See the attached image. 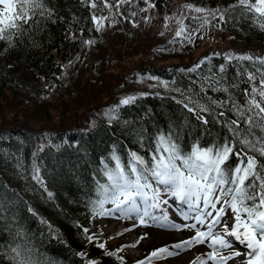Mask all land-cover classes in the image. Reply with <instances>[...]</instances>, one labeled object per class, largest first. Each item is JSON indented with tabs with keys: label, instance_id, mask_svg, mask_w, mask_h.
<instances>
[{
	"label": "trees",
	"instance_id": "1",
	"mask_svg": "<svg viewBox=\"0 0 264 264\" xmlns=\"http://www.w3.org/2000/svg\"><path fill=\"white\" fill-rule=\"evenodd\" d=\"M150 1L164 11L175 0ZM186 2L195 7L224 10L233 0ZM44 3L48 11L43 16L38 14L25 26V31L13 37L11 44L5 42L0 49L1 95L10 91L30 100L43 98L50 87L59 88L66 75L64 67L81 58L87 46L85 41L97 43L101 39L91 20L93 10L80 0ZM205 57L210 58V63L198 70L205 74L209 67L225 63L221 53ZM197 62L140 72L143 83L152 81L155 87L144 88L127 105L108 106L96 115L90 128L37 131L13 125L0 129V193L6 195L8 207L6 218L0 220V264H10L9 246L14 244L31 248L41 264H86V260L121 264L117 256L105 255L103 249L89 243L84 232L97 218L91 201L97 198L96 181L105 182L101 161L113 166L114 149L125 164L129 151L148 158L157 134L173 130L185 151L196 141L202 147L222 142L225 129L210 123L205 130L177 103L185 100L189 89L200 92L199 83H193L199 80L197 73L181 71ZM233 71L229 69V78ZM246 87L247 84L240 85L241 90ZM208 95L214 99L225 96L210 90ZM185 116L189 118L187 124ZM41 145L43 151L38 150ZM34 153L47 191L32 180ZM228 163L234 164L235 159ZM8 201L14 203L9 206ZM80 253H85V257Z\"/></svg>",
	"mask_w": 264,
	"mask_h": 264
},
{
	"label": "snow or ice",
	"instance_id": "2",
	"mask_svg": "<svg viewBox=\"0 0 264 264\" xmlns=\"http://www.w3.org/2000/svg\"><path fill=\"white\" fill-rule=\"evenodd\" d=\"M80 2L94 10L91 20L95 30L100 31L109 17L96 15L95 10L106 9L111 13L114 7L119 9L120 5L131 0H117L115 4L108 3V0ZM144 2L149 7L155 6L149 0ZM184 7L195 13H205L203 24L210 22L208 16L218 17L223 22L226 15L235 14L251 21L264 32V0H233L223 11H210L190 3ZM46 11L48 9L44 0H0V41L11 44L14 36L25 31L26 25L34 21L38 14L43 16ZM183 19L197 17H182L178 20L180 27L175 33L177 37L186 32ZM188 35L191 43V33ZM93 43V40L85 41L86 45ZM224 60L225 63L219 66L209 67L207 74L198 71L210 63L207 57L190 69H181L197 73L199 80L193 83H199L200 92L189 89L190 94L185 96V100L177 101L205 130L210 123L225 129L226 135L222 142L216 141L208 147H202L196 141L190 150L185 151L178 143L179 137L175 136V130L167 134L159 133L154 138L155 147L150 149L148 158L129 151L126 164L114 149L111 154L113 166L101 161L105 182L96 181L97 198L91 203L96 215L119 213L122 218L135 215L141 225L148 226V221H151L156 227L179 231L181 227L169 223L167 216L161 218L154 214L161 202L168 203L167 200L161 201L163 186L164 194L174 198L177 213L185 221H195L183 226L189 231L195 230V234L172 247L183 250L206 244L210 249L196 256L189 264H228L229 260L234 261L235 258H240L241 264H264V57L227 53ZM230 68L234 70L231 78ZM241 84H247L248 87L241 90ZM209 90L222 92L225 96L223 99H214L208 95ZM134 99L128 97L120 103L127 105ZM188 119L185 116V124ZM38 150L43 151V145ZM233 158L235 163L229 164ZM40 171L34 153L32 180L47 191ZM48 196L51 197L52 193L48 192ZM6 199V195L0 193V220L6 218ZM11 203L14 201L7 202L9 206ZM105 204H111L112 208L106 210ZM229 211L231 215H228ZM197 225L206 228V231L199 230ZM87 231L84 230L85 233ZM86 239L89 243L94 242L93 236H86ZM233 241L243 245L246 251L237 250ZM97 247L105 249V244L97 243ZM104 254L116 256L111 251H105ZM162 254L170 256L178 253L170 252L168 247L159 248L151 253L147 264ZM79 255L85 257L86 254ZM8 258L10 264H41L34 251L21 244L9 246ZM118 259L123 264V258ZM86 264L98 262L86 260ZM137 264H146V261L141 260Z\"/></svg>",
	"mask_w": 264,
	"mask_h": 264
},
{
	"label": "rangeland",
	"instance_id": "3",
	"mask_svg": "<svg viewBox=\"0 0 264 264\" xmlns=\"http://www.w3.org/2000/svg\"><path fill=\"white\" fill-rule=\"evenodd\" d=\"M116 2L117 0H108L110 4ZM149 3L153 4L150 0ZM185 4H187L186 0H175L166 10L159 11L155 6L149 7L144 0H131L130 3L120 5L119 9L114 7L111 13L106 9L95 10L96 15L109 17L104 22L103 29L99 31L100 41L87 45L81 58L64 67L66 72L64 79L59 88H49L48 96L30 100L19 92L7 91L3 95L0 94V129L11 128L13 125L37 131L90 128L96 115L102 113L108 106L121 104L120 101L128 97H137L144 88L155 87L154 82L143 83L140 79L139 73L144 70L171 67V65H192L209 53L264 57V32L251 21L232 14L226 15L223 22L218 17L208 16L210 22L203 24L205 13L189 11L185 9ZM182 17H197V19H183L186 32L177 37L175 33L180 27L177 21ZM189 33H191V43H189ZM4 44L5 41H0V49ZM164 200L168 203L161 202L160 206L164 204L170 209H176L174 198L164 194L161 186V201ZM104 207L110 210L112 205L105 204ZM173 209L170 212L173 221L171 224L179 225L181 227L179 231L171 229L166 232L164 229L167 228L156 227L151 221H148L149 226L141 225L135 215L129 217L134 218L132 221H125L122 224L118 222L112 227L109 226L108 220L117 219L116 217L119 216V213H112L97 215L87 228V234L94 237L93 244L104 243V251L115 252L118 258L122 257L123 264H137L141 260L146 261L147 264L151 253L161 245L168 247L170 252L178 254L170 256L162 254L159 258H153L151 264H189L195 259L190 257L191 253L197 251L202 255L210 249L206 244L183 250L172 247L195 234V230L189 231L183 227L195 221H185L179 214L173 219V215L176 216L175 212H177ZM228 215H231L230 211ZM128 222L134 224L135 231L120 234L126 229L125 225ZM118 228H120L119 232H117ZM197 228L206 231V228L200 225H197ZM142 229H148V240L142 238L146 235H137V231ZM153 231L174 236L154 239L153 236L149 237L153 235ZM155 241H159V245H155ZM134 244L135 247H132ZM233 245L242 252L246 251L243 245L239 247L240 244L237 245L236 241H233ZM202 248L205 250L202 251ZM232 261L229 260L228 264H233Z\"/></svg>",
	"mask_w": 264,
	"mask_h": 264
},
{
	"label": "bare ground",
	"instance_id": "4",
	"mask_svg": "<svg viewBox=\"0 0 264 264\" xmlns=\"http://www.w3.org/2000/svg\"><path fill=\"white\" fill-rule=\"evenodd\" d=\"M177 216H178V214H177ZM117 219H114V218H111L110 220H108V223H109V226H112V225H114V224H118V222H121V224L123 223V222H127V221H132L134 218H122L121 216H120V214H119V216L118 217H116ZM149 226V225H148ZM113 227V226H112ZM125 227H126V229L124 230V231H122L120 234H122V233H124V232H126V231H135V228L136 227H134V224H132V223H130V222H128V223H126V225H125ZM119 229L120 228H118V230H117V232H119ZM172 228H167L165 231L167 232L168 230H171ZM143 231V232H142ZM142 233H144V234H142ZM147 234H148V229H142L141 231H137V235H141V236H145V237H142V238H144L145 240H148L147 239ZM171 236V237H173L174 235H172V234H169V233H167V234H165L164 232L163 233H161V231H153V235H150L149 237H151L152 238V236L154 237V239H159L160 240V237L162 238V237H168V236ZM184 240H186V239H184ZM235 242V241H234ZM159 241H155L154 242V244L155 245H159ZM237 243V245L239 244L238 242H236ZM164 247V245H161V247L160 246H158V248H163ZM239 247H242L241 245H239ZM205 248V247H204ZM204 248H202V251L203 250H205ZM236 249L237 250H240L239 248H237L236 247ZM198 255H201V253L200 252H193V253H191L190 254V257L192 256L193 258H195L196 256H198ZM239 260H240V258H235V261H232V262H234L233 264H239ZM230 264H232V263H230Z\"/></svg>",
	"mask_w": 264,
	"mask_h": 264
}]
</instances>
